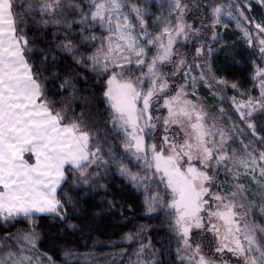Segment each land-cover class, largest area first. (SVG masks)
I'll return each mask as SVG.
<instances>
[{"label":"snow or ice","instance_id":"6c2138e0","mask_svg":"<svg viewBox=\"0 0 264 264\" xmlns=\"http://www.w3.org/2000/svg\"><path fill=\"white\" fill-rule=\"evenodd\" d=\"M259 2L264 5V0ZM28 3V13L38 8L41 13L52 18L51 21L44 20L45 24H64L69 31L74 26H79L83 41L101 39L102 47L87 59L93 62L94 69L97 66L102 68L101 74L111 72L104 92L112 109L110 123L116 135L123 133L125 153L134 155L137 161L143 159L142 167L147 168L151 176L141 178L129 172L126 167H121L120 173L136 185L142 179H150L156 175L160 176L161 183L166 182V187L172 194L168 208L175 210L176 225L181 231L184 247L191 252L186 257L189 264H215L202 254L199 245L193 249L189 242L193 227H205L200 213L204 211V205L209 203L204 199L206 195H211L213 200L220 202L216 211H209V220L215 217L224 226L223 235L216 224H211L208 228L217 237L215 251L223 253L227 250L234 256L242 257L244 264H264V227L248 223L247 212L241 215L235 211L237 207H244L235 200L238 194H242L243 185H237V190L227 195L212 194L206 186L214 180V175H209L205 170L213 167V161L218 168L239 155L235 149L231 156L228 155L225 144L230 137L220 130V141L207 139L216 135L205 124L207 114L198 111L191 101H181V93H177L164 101V107L168 108L164 125L167 132L169 124H181L177 117L186 118L190 131H185L184 142L170 141L165 135L162 145L145 143V136L156 125L152 123L150 115L147 120L144 117L148 114L154 97L167 88L159 68L171 62L173 45L177 38H186V28H191L183 23L187 5H182L181 0H170L173 10L178 12L174 30L172 22L169 21L159 35L148 40V45L157 49V54L149 62L146 59L148 45H142L135 31L136 24L133 23L134 17L139 27L144 30L143 38L147 39L151 33L145 29L146 13L138 4L130 7L131 0H39L36 4L28 0ZM14 7V0H0V218L5 220L19 215L30 217L32 213L59 215L63 205L57 198V189L66 179L65 166L69 165L78 171L83 177L82 183L88 184L89 165L104 162L99 145L92 150V140L96 134L90 126L81 118L68 120L63 112L54 109V102L46 96L41 73L33 71V65L26 56L32 49L26 36L21 34V15L14 11ZM220 13L219 7L213 10L217 24L220 23ZM240 15L243 16V12ZM96 27L105 29L106 37L103 34L101 37L88 34L89 29ZM256 27L264 32V26L258 24ZM245 35L248 33L245 32ZM104 39L107 40L106 47L103 46ZM65 40L67 42L62 45L63 51L83 58L84 54L76 51L71 38L66 35ZM260 44V51L264 54V39L260 40ZM199 51L197 49L198 53ZM81 62L83 59L77 60V63ZM183 62L180 61L181 64ZM133 64L142 73L135 80L129 78L136 70L130 67ZM144 67L148 69L146 73L143 72ZM257 78L260 81V97L237 104L241 119L249 120L255 114L264 112V68L256 69L253 79ZM149 79L151 85L144 92L138 86ZM217 83L227 84V81L219 80ZM67 85L68 81H65L61 87ZM232 87L237 86L233 84ZM139 100L143 102L142 108H137ZM178 103L183 106L176 109L175 105ZM141 121H144L143 125ZM212 127L215 128V125ZM248 127L255 135V123L249 122ZM25 153H32L35 163H29L24 158ZM109 156H113L111 151ZM258 159L264 161V152L260 153ZM194 161H198L201 167H197ZM256 163L257 158L251 153L239 160L240 166L253 171ZM228 171H233V168H228ZM261 175H264V167L261 168ZM155 200L153 197L152 202ZM152 202L145 201L149 212L155 210ZM260 203L264 205V197ZM261 212L264 213V207ZM22 238L35 247L34 233L26 234ZM7 239L9 238L5 242ZM0 264H33V258L25 255L21 247L19 252L0 253Z\"/></svg>","mask_w":264,"mask_h":264},{"label":"trees","instance_id":"16d2710c","mask_svg":"<svg viewBox=\"0 0 264 264\" xmlns=\"http://www.w3.org/2000/svg\"><path fill=\"white\" fill-rule=\"evenodd\" d=\"M32 2L38 3L37 0ZM14 5V11L21 15V34L26 36L32 49L26 56L33 65V71L41 73L46 96L54 102V109L63 112L68 120L81 118L90 126L96 134L92 146L99 145L107 165L102 166V173L95 177L93 167L88 184L82 183L83 177H75V169L66 166V179L57 190L64 216L33 213L30 217L19 215L7 220L0 218V240L9 238L7 244L11 247L13 236L34 233L35 247H32L31 256L35 259L39 257L37 260L44 264L45 261L51 264L122 263L127 254L124 250L131 244L118 242L127 233L132 234L138 224L157 225L158 222L146 213L143 194L118 175L112 165L113 160L120 162L125 159V155L121 137L115 134L110 123L111 110L104 97L107 74L92 69L86 59L93 47L97 48V41H83L79 26L69 31L64 24L43 23L52 18L43 16L38 8L28 13V0H14ZM251 7L254 15L264 20L260 5L253 3ZM100 33V27L88 30L89 35L99 36ZM66 35L71 38L76 51L84 54L83 58L63 51ZM81 59L83 62L77 63ZM204 60L208 62V72L212 76L227 81V94L239 95L242 90L257 95L253 79L258 61L256 54L233 25L228 24L221 29L218 42L205 53ZM65 81H68V85L62 88ZM233 84L237 87L233 88ZM195 85L194 91L206 104L215 106L220 102L202 80H196ZM109 151L113 156H109ZM125 163L131 164L128 160ZM238 181L244 185L248 199H254L255 182L250 176L242 174ZM223 187L225 193L231 189L226 182ZM260 218L264 224V213ZM27 219H33V222L25 223ZM149 240L159 250L160 260L156 264H182L174 248L176 237L173 233L160 225L155 226L149 232ZM79 258H84L86 263Z\"/></svg>","mask_w":264,"mask_h":264},{"label":"rangeland","instance_id":"374dc122","mask_svg":"<svg viewBox=\"0 0 264 264\" xmlns=\"http://www.w3.org/2000/svg\"><path fill=\"white\" fill-rule=\"evenodd\" d=\"M39 2V0H37ZM256 3L260 5L262 11L264 12V5H262L259 0H181L182 5H187L185 14L183 16V23L190 25L191 28H186L188 36L185 38L181 36L177 38L176 43L173 45L174 53L171 57V62L161 65L159 72L163 73L162 81L167 83V88L158 93L154 97L153 102L150 106L148 114L145 115L144 120H147L148 116L152 117V123H155L156 127L152 130H149L148 135L145 136V143L148 145L163 144V137L167 135L170 141L183 143L185 137V131H190L188 129V122L186 118L177 117L181 120V124H169L167 126L168 130L165 132L164 119L168 117V108L164 107L165 99H170L173 96H176L177 93H181V101L187 100L191 101L192 104L196 105L198 111H203L206 113L205 124L216 133L214 137L210 136L207 139H214L215 141H220L221 137L219 131L223 130L227 137L225 147L228 149V155H232L233 150H237L239 155L234 157L226 165H221L218 168L215 166L213 161V167L205 169L209 172V175H214V180L211 184H206L209 187V192L212 194L220 193L222 195L230 194L232 191L237 190V185H243L238 181V177L242 174H247L250 176V179L255 182L253 185L255 192L254 199H248L245 193L244 185L242 194H238L235 198L237 204H243L244 207H237L235 211L243 215L245 212L248 213L246 220L248 223H255L264 227V224L260 221L261 208L264 207L260 203L261 198L264 197V175H261V168L264 167V161H260L258 158L261 152H264V112L257 113L249 120L241 119V112L237 110V104L241 102H247L250 98H259L261 89L259 87V78L254 79L257 95L253 96L251 93L240 91L239 95H229L225 91V84L217 83L220 78L212 76L208 72V62L204 60V55L206 52L212 49V45L218 42L221 29L231 24L236 27L243 37L247 40V43L251 50L256 54L257 68H264V54L261 53L260 49L262 45L260 40L264 39V32H260L256 27L258 24L264 26V20H259L252 10L251 5ZM139 5L142 7L146 13L145 15V29L147 32L151 33L147 39L143 38V29L139 27L137 21L133 17V23L136 24V33L141 39L142 45H148V40L152 39L154 36L159 35L163 27L169 21L172 22V28L174 30V25L176 17L178 15L177 11H174L170 0H131L130 7L132 5ZM219 7L221 13L219 16L220 23H215L216 17L213 15V10ZM243 12V16L240 13ZM43 16L47 14L41 13ZM245 32L248 35H245ZM106 37L107 33L105 29L101 28V35ZM97 48L94 46L93 53H96L101 47V39H97ZM251 41V42H250ZM103 46H107V40L104 39ZM199 49V53L197 52ZM157 54V49L148 45V51L146 55L147 61H151L152 57ZM87 59V57H86ZM183 60V64L180 61ZM89 66L94 69L93 62L88 60ZM101 65L103 61L100 62ZM130 67L136 69V65L133 64ZM255 69V72H256ZM95 71L101 73L102 68L97 66L94 69ZM148 71L147 67H144L143 72ZM107 74L105 80V89L106 91V81L108 80L111 72H106ZM142 73L139 69H136L129 78L135 80L136 77L141 76ZM255 76V73H254ZM253 76V77H254ZM202 80V82L209 88L219 99V103L215 106L208 105L204 100L198 95L194 90L196 89L195 81ZM151 85V79L141 86H138L143 89L144 92L147 91L148 87ZM231 85V84H230ZM225 86V87H224ZM159 87V84H157ZM247 94V95H245ZM244 97H243V96ZM105 97V96H104ZM106 99V97H105ZM106 103L107 99H106ZM109 106V105H108ZM182 103L175 105L176 109L182 107ZM142 100L137 101V108H142ZM189 108L191 105L188 106ZM110 108V107H109ZM111 113L112 109L110 108ZM223 110V111H221ZM246 111V110H244ZM195 120V117H193ZM253 122L256 125L255 132L253 135V130L248 127V123ZM144 121H141L143 125ZM215 125V128L212 126ZM183 128V130H182ZM115 131V130H114ZM121 137V146L125 155V159L120 162L112 161V165L115 167L116 173L121 175L120 168L126 167L129 172L137 174L141 178L146 176H151L149 170L143 165V159L137 161L136 157L130 153H125L123 147V133L120 134ZM92 150H95V147L92 146ZM248 153H251L252 156L257 158V163L255 170L251 168H244L240 166L239 160L240 157L246 156ZM123 155V156H124ZM102 156V155H101ZM151 153L149 152V158ZM24 158L29 162H32L33 155L32 153H25ZM186 159V158H185ZM102 160L105 162L98 164H91L88 167V173L93 169V177L102 173V166H106V160L102 156ZM131 163L130 165L125 163L127 161ZM183 163V161L181 162ZM197 167H201L198 161H194ZM71 167V166H69ZM232 167L233 171L229 172L228 168ZM154 171V169L152 170ZM76 172L75 177L79 175V172ZM123 176L128 182H130L139 192L143 194L144 208L148 216L154 217L158 222L156 224H138L137 228L132 234H126L125 238L120 240L118 243H129L131 246L126 248L124 251L127 253L124 257L122 263L111 261L110 264H156L160 259L158 257L159 250H157L149 240V232L151 228L155 226L164 227L170 233H173L176 237L175 242V251L178 256V259L182 261V264H189L186 257L191 255V252L186 250L184 247V240L181 235L179 227L176 225V213L174 209L168 208V204L171 203L172 194L171 191L166 187V182L161 183L160 176L156 175L150 179H142L139 185L133 184L127 176ZM224 182L231 187L230 191L225 193ZM223 188V189H222ZM155 197L156 200L152 202V198ZM209 203L204 205V211L200 213V216L203 218L202 223L205 225L202 229H197L193 227L190 230V239L189 242L192 244L193 249L199 245L201 252L206 257L210 258L215 262V264H244V259L242 257L234 256L231 252L225 250L223 253L216 252L215 248L217 247V237L216 235L208 231V228L211 224H216L220 228L221 235L224 233L223 222L213 217L209 220V211H216L217 206L220 205L219 201L212 199L211 195H206L204 197ZM152 202V207L154 211H148V204L145 201ZM227 202V201H225ZM60 216H64L61 211ZM33 219H27L25 223L31 224ZM26 233V234H30ZM26 234H20V236H13L14 243L11 247L5 242V239L0 240L1 252H19V249L23 247L24 254L31 256L32 254V245H30L22 237ZM131 236V239L127 237ZM259 239V234L257 236ZM35 243V242H34ZM30 249V250H29ZM143 249V251H141ZM139 253V255H137ZM255 255V253H253ZM81 262L86 263L85 259L79 258ZM198 259V257H197ZM33 264H44L43 262L38 261L33 258ZM45 264H51L48 261H45Z\"/></svg>","mask_w":264,"mask_h":264},{"label":"crops","instance_id":"0c3cea01","mask_svg":"<svg viewBox=\"0 0 264 264\" xmlns=\"http://www.w3.org/2000/svg\"><path fill=\"white\" fill-rule=\"evenodd\" d=\"M29 163H35V157L33 156V159H32V162H29ZM66 166H69V165H66ZM65 166V167H66ZM63 182V181H62ZM62 182H61V184H62ZM58 190V189H57ZM33 214V213H32ZM43 214H49V213H43Z\"/></svg>","mask_w":264,"mask_h":264}]
</instances>
